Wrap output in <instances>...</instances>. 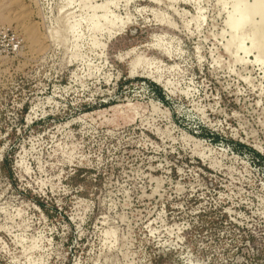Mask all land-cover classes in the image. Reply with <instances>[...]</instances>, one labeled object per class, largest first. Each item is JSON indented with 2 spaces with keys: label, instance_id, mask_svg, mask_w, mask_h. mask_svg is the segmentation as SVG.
<instances>
[{
  "label": "rangeland",
  "instance_id": "1",
  "mask_svg": "<svg viewBox=\"0 0 264 264\" xmlns=\"http://www.w3.org/2000/svg\"><path fill=\"white\" fill-rule=\"evenodd\" d=\"M230 10L0 0L17 41L0 56V264H264V55L224 47Z\"/></svg>",
  "mask_w": 264,
  "mask_h": 264
},
{
  "label": "bare ground",
  "instance_id": "2",
  "mask_svg": "<svg viewBox=\"0 0 264 264\" xmlns=\"http://www.w3.org/2000/svg\"><path fill=\"white\" fill-rule=\"evenodd\" d=\"M230 1L231 10L227 14L225 20V26H227L229 37L226 42H224V47L226 49L232 48L234 50L247 52L248 46L243 45V40H245L244 38L246 36L249 40V46L256 50V58H254L256 60H262V56L264 55V0H252L248 5H246L245 0ZM92 16H94V14H92ZM253 17L258 19L253 20ZM93 19L95 18H89V25L92 24ZM244 29L248 30V32L246 33ZM226 51L229 53V50Z\"/></svg>",
  "mask_w": 264,
  "mask_h": 264
},
{
  "label": "built area",
  "instance_id": "3",
  "mask_svg": "<svg viewBox=\"0 0 264 264\" xmlns=\"http://www.w3.org/2000/svg\"><path fill=\"white\" fill-rule=\"evenodd\" d=\"M17 46V41L15 37L9 36V34L0 25V56L3 53L13 49Z\"/></svg>",
  "mask_w": 264,
  "mask_h": 264
}]
</instances>
